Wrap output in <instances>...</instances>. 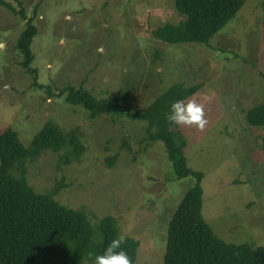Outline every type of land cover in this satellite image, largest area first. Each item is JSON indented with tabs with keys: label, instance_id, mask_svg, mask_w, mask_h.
Listing matches in <instances>:
<instances>
[{
	"label": "rangeland",
	"instance_id": "obj_1",
	"mask_svg": "<svg viewBox=\"0 0 264 264\" xmlns=\"http://www.w3.org/2000/svg\"><path fill=\"white\" fill-rule=\"evenodd\" d=\"M5 1L16 11L0 4V134L15 130L30 147L51 120L78 128L87 145L81 161L61 168L53 150L30 162L36 191L66 183L56 196L61 204L85 210L94 223L113 216L121 240H139L138 264H164L169 220L195 177L176 178L165 145L147 138L146 121L125 112L92 118L48 90L72 84L99 98L122 92L131 111H144L175 83L197 85L187 102L202 105L206 123L179 127L189 166L204 173L202 214L226 242L264 246V129L246 119L264 102V0H246L208 45L154 36L185 18L175 0ZM30 18L38 28L31 43L37 73L20 66L16 48Z\"/></svg>",
	"mask_w": 264,
	"mask_h": 264
},
{
	"label": "trees",
	"instance_id": "obj_2",
	"mask_svg": "<svg viewBox=\"0 0 264 264\" xmlns=\"http://www.w3.org/2000/svg\"><path fill=\"white\" fill-rule=\"evenodd\" d=\"M245 1L175 0L177 11L185 18L176 24L162 25L153 34L170 44L208 45ZM0 4L13 8L7 1L0 0ZM18 14L27 19L23 8ZM27 24L16 44L22 56L19 64L27 72L37 73L32 66L31 43L38 28L32 18ZM36 78L34 84L43 87ZM199 87L175 83L144 111H131L122 92L99 98L83 85L69 84L49 88L48 93L82 105L92 118L125 112L131 119L146 121L147 138L165 145L176 178L195 177V184L169 220L164 264H264V246L226 242L206 221L202 214L204 173L189 166L185 154L187 139L179 125L167 119L171 103L176 100L186 103ZM246 119L251 126L264 129V102L247 110ZM49 150L58 153L59 168L73 160L81 161L87 151L83 132L78 128L67 131L50 120L34 136L30 147L24 146L15 130L8 128L0 134V264H94L95 256L103 254L114 239L120 240L117 251L122 250L130 264H138L140 242L133 237L121 240L116 218L105 216L94 223L85 210L61 204L56 196L66 183L45 192L30 185L28 164Z\"/></svg>",
	"mask_w": 264,
	"mask_h": 264
},
{
	"label": "clouds",
	"instance_id": "obj_3",
	"mask_svg": "<svg viewBox=\"0 0 264 264\" xmlns=\"http://www.w3.org/2000/svg\"><path fill=\"white\" fill-rule=\"evenodd\" d=\"M167 119L175 125H195L203 128L206 120L202 105L196 101L176 100L171 103ZM120 245L119 239L112 240L105 248L103 254L96 255L94 264H130L127 255L121 250L117 251Z\"/></svg>",
	"mask_w": 264,
	"mask_h": 264
}]
</instances>
